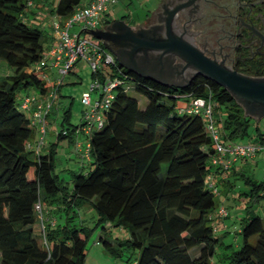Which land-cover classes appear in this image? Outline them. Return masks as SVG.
<instances>
[{
	"label": "trees",
	"instance_id": "obj_1",
	"mask_svg": "<svg viewBox=\"0 0 264 264\" xmlns=\"http://www.w3.org/2000/svg\"><path fill=\"white\" fill-rule=\"evenodd\" d=\"M29 1L0 0V59L12 69L0 76V264H86L89 233L75 223L74 212L84 202L95 207L104 230L130 231L127 246L141 252L134 264H264V218L244 219L241 245L227 242V233L218 235V221L228 219L229 211L216 200L222 193L215 173L228 172L234 161L227 170L213 164L218 155L205 118L185 109L196 99L209 101L225 145L247 133L250 116L210 79L166 86L117 61L124 82L102 113L103 125L88 134L85 152L78 153L92 169L72 172L70 189L60 181L56 146L43 150L41 140L34 146L32 117L22 109L28 96L41 101L50 91L44 71H37L45 67L46 54L43 31L27 19V7L34 5ZM81 3L60 0L54 12L67 17ZM130 93L144 97L146 107ZM64 114L68 122L70 110ZM84 127L83 121L72 128L63 124L59 139L73 142ZM237 175L248 187L241 199L262 206L264 181ZM221 206L228 211L225 218L217 214ZM39 219L43 230L37 236L33 227ZM99 242L116 252L104 238ZM193 249L199 250L196 256Z\"/></svg>",
	"mask_w": 264,
	"mask_h": 264
},
{
	"label": "rangeland",
	"instance_id": "obj_2",
	"mask_svg": "<svg viewBox=\"0 0 264 264\" xmlns=\"http://www.w3.org/2000/svg\"><path fill=\"white\" fill-rule=\"evenodd\" d=\"M59 1L60 0H33V7H27L29 12L32 10L38 11L35 14V20H29V22L43 31L44 47L47 45L46 36H48V32L53 31L54 22L65 21V18L58 17L54 12ZM159 5L158 0H115V2L110 6L109 14L111 19L115 22L124 20L128 26L138 24L139 26H135V29H137L138 27H146L149 25L151 15L159 8ZM144 20H146V24L144 23V25H142ZM108 51L111 52L109 49ZM76 67V74H71V71L64 80V85L61 87L62 96L59 95L57 99H60L62 102L61 108L57 114L55 113L48 117L46 122V133L44 135L40 134L38 132L39 129H37L36 126H33L35 134L38 139H41L42 141L43 148L44 146H56L55 172L59 176L60 181L68 189L72 187V172L80 171L83 168L82 170L86 173L92 169V166L85 160H82L81 158L77 160L74 145H70L69 140L59 139L62 122H64L65 111L70 107V117L68 122H64V126L72 128L75 126L78 127L82 124V116L87 110V107L82 103V96L84 91L89 90L92 82V71L85 61L78 62ZM50 71H52L55 75H57L58 71L56 69H50L49 72H44L49 80H53L54 76L51 75ZM9 74H12V69L0 59V76H6ZM97 96L98 94L94 93L93 99L95 100ZM129 96L136 98L141 108L146 107L147 101L144 97L133 93H130ZM54 104L59 105L58 101ZM262 138L264 139V117L259 118L258 120L254 117H250V124L247 133L241 137H236L234 141H230V144L243 146L247 144L264 143L261 141ZM252 170L253 172H251L250 175L251 177L255 175L252 177L254 181H264L262 166L259 168H253ZM237 178L238 179H235L237 184L233 189V196H235L234 199L228 195L223 198L226 197L225 205L230 214L228 217V223L233 227L231 233L226 236V238H232L226 241L233 242L236 245H241L242 236L240 234L237 235L238 228L241 227L244 219L251 215H258L261 218H264V203L261 206L259 204H253L250 201L243 199V197L241 200L240 192L248 190V187L245 183V178L241 175H238ZM221 198L222 197L219 195L216 196L218 203H220ZM74 212L76 213L75 223L86 228L89 233L86 246V264H134L135 261L140 258L141 252L139 250L130 249L126 244V241L130 238V231L118 227H111L104 230L98 222L99 215L92 203H81L74 209ZM33 228L37 236L42 233L43 228L40 219ZM224 234L222 229L219 230V236H223ZM100 238H104L105 241L112 244L110 247L116 250L118 255L116 252L107 250L103 243L99 242ZM117 240L122 241L124 244L119 247L116 245ZM254 242L255 240L252 239L251 243ZM198 252V249H193L191 251L193 256H196Z\"/></svg>",
	"mask_w": 264,
	"mask_h": 264
},
{
	"label": "flooded vegetation",
	"instance_id": "obj_3",
	"mask_svg": "<svg viewBox=\"0 0 264 264\" xmlns=\"http://www.w3.org/2000/svg\"><path fill=\"white\" fill-rule=\"evenodd\" d=\"M212 7H219V1L164 0L153 15L155 23L134 32L139 40L176 38L229 70L264 78V0H240L235 12L225 19L214 18L208 12ZM108 45L124 61L165 80L181 83L195 74L194 65L179 52L141 42H130L122 49ZM251 110L260 112L253 107Z\"/></svg>",
	"mask_w": 264,
	"mask_h": 264
},
{
	"label": "built area",
	"instance_id": "obj_4",
	"mask_svg": "<svg viewBox=\"0 0 264 264\" xmlns=\"http://www.w3.org/2000/svg\"><path fill=\"white\" fill-rule=\"evenodd\" d=\"M114 2L115 0H82L81 6L67 16L64 22H54L53 32L57 43L44 56V61L48 63V69L58 71L57 75L54 76V87L44 100L39 101L35 96L30 95L25 98L22 104V109L30 112L32 125L36 126L41 133H46L47 115L53 109L59 87L63 85L65 77L73 71L80 61H85L93 74L89 90L82 96V103L87 107L82 116L85 124L82 132L90 134L94 128L103 125L102 113L110 107L115 97V89L121 86L124 81L120 78L121 72H118L116 68L117 60L115 57L102 41L94 39L86 30H98L102 15ZM32 3L30 0L28 5L31 6ZM75 28L78 29L75 31ZM51 59L52 61H50ZM45 67L38 66L37 71H44ZM118 75L119 77H117ZM43 77L47 83L51 81L46 73ZM94 93L98 94L95 100L93 99ZM185 111L200 114L205 118L206 131L213 139L218 155L213 159V164H219L223 166L224 170H227L232 161L240 158L250 159L258 155L264 157V143L243 146L222 143L216 127L213 105L209 101L196 99ZM65 133L63 131V134ZM226 155L231 158L227 162L223 159ZM211 188L213 189L212 186ZM36 210L41 212L40 204L36 206ZM217 214L221 218H225L228 216V211L224 206H221Z\"/></svg>",
	"mask_w": 264,
	"mask_h": 264
},
{
	"label": "water",
	"instance_id": "obj_5",
	"mask_svg": "<svg viewBox=\"0 0 264 264\" xmlns=\"http://www.w3.org/2000/svg\"><path fill=\"white\" fill-rule=\"evenodd\" d=\"M164 1V0H163ZM219 7H212L208 9L214 18L225 19L228 15L235 12V7L240 0H218ZM155 13V12H154ZM154 13L151 15L149 24L155 23ZM96 29V28H95ZM95 39L101 40L105 47L111 51L116 60L130 71L146 77L148 79L157 81L166 86H175L182 88L188 85L194 78L198 76L205 77L214 81L219 86L225 88L233 98L244 108L245 115L254 117L256 120L264 117V78H252L243 76L235 71L229 70L222 65L208 59L201 52L187 43L170 37L168 41L155 42L151 40H139L136 37L134 30L126 25L124 21H118L110 24L104 30H86ZM148 44L153 47L165 49L166 51L179 52L184 54L185 58L189 60L195 67L194 76L187 81L178 83L165 80L151 72L144 71L130 62H126L120 58L119 54L114 52L108 43L113 44L114 47L122 49L128 47L129 43ZM258 109L260 112H254L251 108Z\"/></svg>",
	"mask_w": 264,
	"mask_h": 264
},
{
	"label": "crops",
	"instance_id": "obj_6",
	"mask_svg": "<svg viewBox=\"0 0 264 264\" xmlns=\"http://www.w3.org/2000/svg\"><path fill=\"white\" fill-rule=\"evenodd\" d=\"M117 1V0H116ZM159 1V4H161L162 2H163V0H158ZM109 10H110V7H109V9H108V11L101 17V19H100V24H99V26H98V30H104V28H106L107 26H109L110 24H112V23H114L115 21L114 20H112L111 19V16H110V14H109ZM36 12H38V11H28V14H27V19L28 20H35V14H36ZM40 13V12H39ZM58 16V15H57ZM58 17H63V16H58ZM63 18H66V17H63ZM149 19V18H148ZM148 19H146V20H148ZM146 20H144V22L143 23H145V21ZM124 21V20H123ZM33 22V21H32ZM107 22H110V23H107ZM125 22V21H124ZM126 23V22H125ZM142 24V23H141ZM133 30L135 29V26H138V24H133V25H129ZM78 28H75L74 30L76 31ZM101 41V40H100ZM56 43H57V39H56V36H55V33L53 32V31H51V32H48V36H46V47H45V54H46V52H48L53 46H55L56 45ZM50 61H52V59L50 60ZM49 61V62H50ZM46 63V62H45ZM87 64V63H86ZM46 69L44 70V72L45 71H47V72H49V70L50 69H48V63H46V67H45ZM76 72H77V67L75 66V68L73 69V71H72V73L71 74H76ZM50 73H51V75L52 76H55V74H53L52 73V71H50ZM91 77H92V74H91ZM55 78V77H54ZM54 80L55 79H53V80H51L50 82H48L47 84H48V87H49V89L50 90H52V88L54 87ZM50 83V84H49ZM62 88H60L59 89V91H58V95H57V98H56V100H55V102L56 101H58V103H59V105H57V104H54V106H53V113L51 114H49L48 115V117L51 115H53V114H57L58 113V111H59V109L61 108V101H60V99L59 100H57L58 99V96L60 95V96H62V90H61ZM84 92H86V91H84ZM83 92V93H84ZM34 93V91H31L30 92V94H33ZM54 102V103H55ZM68 111L70 110V107L67 109ZM66 110V111H67ZM65 111V112H66ZM220 113V117L222 118L223 117V114L221 113V112H219ZM48 117H47V120H48ZM63 124H64V122H62V126H61V129L63 128ZM88 139H89V135L88 134H86V132H81V134L78 136V138H77V140H76V138L74 137L73 138V142H70V140L69 139H67V140H69V144L70 145H74V151H75V155H76V158H77V160L78 159H80V155L78 154V153H83V152H85V149H86V145H87V143H88ZM39 140H41V139H38V137H37V135L35 136V139H34V141H33V144H34V146H37L39 143ZM227 142V141H226ZM228 143H230V142H228ZM50 147V146H49ZM49 147H46V146H44V149L43 150H48L49 149ZM71 147V146H70ZM263 167V173H264V157H263V155H258V156H256V157H254V158H250V159H240V160H237V161H234L233 162V164H232V167H231V169L228 171V172H226V173H224V172H222V171H219V172H216L215 173V184L220 188V190H221V193H222V195H221V201L223 202V203H225V201H226V197L225 198H223L224 196H230L232 199H234V197L235 196H233V189H234V187L236 186V182H235V179H237V174L238 173H240V174H244L245 176H250L251 177V175H250V173L251 172H253V168H259V167ZM255 175H253L252 177H254ZM251 177V178H252ZM263 180H264V177H263ZM247 188V187H246ZM245 188V189H246ZM226 192H227V194H226ZM242 200V199H241ZM264 203V201H262V204ZM264 207V206H263ZM229 216H230V214H229ZM217 223V222H216ZM233 227L232 226H230V224L228 223V219H226L225 221H221V220H219L218 221V232H219V230H223V234L224 233H227V234H230L231 233V230H233L232 229ZM240 233V227L238 228V231H237V235ZM230 238H232V237H227V238H225V240H228V239H230Z\"/></svg>",
	"mask_w": 264,
	"mask_h": 264
}]
</instances>
